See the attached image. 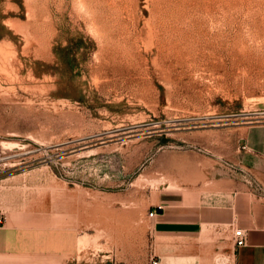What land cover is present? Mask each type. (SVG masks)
I'll return each mask as SVG.
<instances>
[{
  "label": "rangeland",
  "instance_id": "374dc122",
  "mask_svg": "<svg viewBox=\"0 0 264 264\" xmlns=\"http://www.w3.org/2000/svg\"><path fill=\"white\" fill-rule=\"evenodd\" d=\"M263 125L264 0H0V264H230L153 218Z\"/></svg>",
  "mask_w": 264,
  "mask_h": 264
},
{
  "label": "crops",
  "instance_id": "0c3cea01",
  "mask_svg": "<svg viewBox=\"0 0 264 264\" xmlns=\"http://www.w3.org/2000/svg\"><path fill=\"white\" fill-rule=\"evenodd\" d=\"M246 146L255 157L264 160V125L250 130ZM258 180L260 190L238 188L230 176L214 178L207 183L209 187L197 188L196 197L181 194L178 199L167 200L156 210L154 231L188 237H206L211 232V245L226 249L230 264H264V174ZM238 228L243 229L246 237L240 247L235 246L233 239Z\"/></svg>",
  "mask_w": 264,
  "mask_h": 264
},
{
  "label": "built area",
  "instance_id": "2783aa9c",
  "mask_svg": "<svg viewBox=\"0 0 264 264\" xmlns=\"http://www.w3.org/2000/svg\"><path fill=\"white\" fill-rule=\"evenodd\" d=\"M155 214H156V211H155ZM148 215L149 217H153L154 212L151 211L148 213ZM2 221H3V216L0 213V225L2 224ZM233 239H234V244L236 247L243 246L246 242V237H245V233L243 229H240V228L236 229L233 233ZM149 264H158V261L154 258H151L149 261Z\"/></svg>",
  "mask_w": 264,
  "mask_h": 264
}]
</instances>
